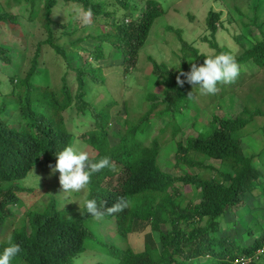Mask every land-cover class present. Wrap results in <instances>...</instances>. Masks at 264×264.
<instances>
[{
    "label": "trees",
    "instance_id": "1",
    "mask_svg": "<svg viewBox=\"0 0 264 264\" xmlns=\"http://www.w3.org/2000/svg\"><path fill=\"white\" fill-rule=\"evenodd\" d=\"M61 1L64 5L76 3L103 29L96 35L99 43L92 49L79 44L83 38L72 43L80 52H86V57L78 56L82 65L74 67L75 91L65 75L59 91L34 81L46 70L40 62L44 57L43 44H49L70 62L71 53L55 39L59 25L65 33L68 24L53 19V11ZM12 2L18 6V12H28L30 20L39 18L47 38L38 43L28 69L10 77L13 87L9 100L0 104V251L10 243L20 246L10 264H73L92 236L88 226L92 216L84 210L87 199H95L101 215L113 219L115 241L100 237L102 245L93 246L108 249L115 259L113 264H245L239 260L243 254L252 256L263 247L264 233L252 244H244L238 236L222 232L221 226L226 212H233L236 219L243 215L250 195L257 191L255 195L264 196V141L258 144V149L249 147L250 153L245 151L250 128L258 117L264 118V84L255 82L257 72L264 70V38L243 46L242 52L234 56L241 71L233 82L218 83L215 94H204L187 82L178 86L176 77L180 70H190V58L200 65L206 56L225 52L216 41L218 30L224 26L222 13L210 10L207 16L210 30L207 41L214 49L212 53L200 52L177 31L182 41L178 71L173 72L166 63L149 57L157 91L144 94L147 104H142L143 110H133V118L129 114L115 118L119 140L111 143L110 110L124 83L114 75L113 80L103 75L102 68L95 67L93 61L104 60L106 52L114 47L123 55L124 73H129L137 64L139 51L155 21L164 15L160 0H6V9L0 11V23L17 19V14L11 12ZM244 24L259 27L255 18ZM11 49L0 41V70L15 64ZM248 65L256 71L246 70ZM94 81L101 82L107 94L114 97L102 108L90 100L97 88ZM233 94L242 103L235 115L223 103L226 96ZM12 99L20 111L18 125L2 118ZM74 107L94 119V128L80 135L96 151L94 154L87 151L89 158L95 162L108 157L113 167L92 173L81 192L71 191L75 201L67 207L61 206L52 192L49 198L40 199L39 204L26 206L22 196L33 193L34 188L20 181L37 164L55 166V154L75 145L76 137L68 131L63 117V111ZM217 109L225 113H216ZM193 110L212 115L208 129L188 137L186 142L178 141L172 148L167 147L164 135L169 132L174 138L181 129L175 116ZM164 119L168 120L165 126L158 124ZM257 130L264 138V123ZM166 150L174 153V161L167 163H173L176 173L166 172L159 165V157ZM206 159L219 161V165L206 164ZM117 204L120 210L107 211ZM16 206L21 213L15 210ZM85 220L89 222L85 224ZM143 220L154 228H161L163 223L168 227L159 230V242L147 233L144 247L137 251L126 240ZM259 227V224L250 225L245 234L254 235L260 232ZM119 236L121 240L116 243ZM201 259L206 261L199 262ZM94 264L108 263L97 260Z\"/></svg>",
    "mask_w": 264,
    "mask_h": 264
},
{
    "label": "rangeland",
    "instance_id": "2",
    "mask_svg": "<svg viewBox=\"0 0 264 264\" xmlns=\"http://www.w3.org/2000/svg\"><path fill=\"white\" fill-rule=\"evenodd\" d=\"M5 4L6 0H0V11L6 9ZM160 4L164 9V15L155 21L148 39L139 51L137 64L129 73H124L122 68L123 55L118 53V50L114 47H111L109 52H106V58L102 61H93L91 57H88L90 61L96 63L95 67L102 68L103 75L110 76L111 80H113L112 76L114 75L122 82V85L124 83V86L121 87V92L115 95L117 102L110 110L112 118L109 138L111 143H116L119 140V134L116 131L119 130V124L115 118H124L128 114L130 118H133L134 114L131 116V112L133 110H143L145 107L143 108L142 104H147L144 100V94L148 91H157V79L152 76L153 63L149 57H152L159 63H166L173 72L178 71L179 56L182 55V41L179 39L177 31L180 30L183 39L196 47L200 52H214V49L207 41L210 38V30L207 28L206 20L209 11L215 10L222 13L221 20L224 22V26L218 30L216 41L225 53L235 56L242 52L243 46H249L255 40L264 38V0H160ZM15 5L12 2L11 7L13 9H11V12L17 14V19L13 22L0 23V41L8 48H12L11 56L15 62V64L8 65L0 70V104L3 101L9 100L8 95L13 87L10 77H14L16 74H23L28 69L30 58L34 56L38 43L47 38V33L41 26L39 18L33 21L30 20L29 13L18 12V6ZM254 18L257 20L259 27L244 24L250 23ZM53 19L60 24L68 23L65 33H63L62 27L59 25L58 29L55 30V39L57 43L65 46L66 50L71 53L69 55L70 62L68 63L62 54L55 52L49 44H43L42 54L44 57L40 59V62L41 67L46 70L42 71L39 77L36 76L34 81L38 85L52 87L55 91H59L62 84V76L65 75L71 88L75 91L77 81L74 67L82 65L81 57L78 56L81 55L84 58L86 57V52H80L72 43L74 40L83 38L79 41V44L92 49L99 43L96 35L101 34L103 29L98 28L97 23L92 22V17L90 15L86 16L80 6L73 2L64 5L61 1L53 11ZM89 32L94 35L90 37ZM24 47L25 50L23 49ZM51 58L53 61H50ZM192 63L199 65L198 62L190 58L189 67ZM56 65L59 66V70ZM246 70L256 71L250 65L247 66ZM164 79L168 80V78ZM255 82L256 84H264V70L257 72ZM93 84L97 88L92 92L90 100L96 107L102 108L107 102L113 101L114 97L112 98L107 94L101 82L94 81ZM14 102L16 101L10 100L9 110L2 118L7 119L8 123L18 125L21 119L20 111ZM223 103L233 115L242 108L239 97L234 94L233 96H226L223 99ZM216 113L224 114L225 112L223 113L221 109H217ZM63 117L68 131L76 137L74 146L88 151L90 154H94L96 151L92 150L86 142L80 139V135L86 132V130L94 128V119L86 117L82 112H78L75 107L63 111ZM212 118V115L208 112L194 110L177 114L175 120L181 129L174 138L170 136L169 132L164 135L167 147L171 145L172 148L175 142H186L188 137H195L199 133L206 131ZM167 122L168 120L164 119L158 124L165 126ZM263 123L264 118L258 117L255 126L250 128L249 132L251 133L246 137L248 139V147H245L247 153H250L252 149H258V144L264 141L263 136L257 130ZM249 147H252V149L249 150ZM167 153L168 150L162 152L159 157V165H163V169L166 172L176 173L177 169L173 166V163L171 165L167 163V161H174V153L170 152L166 157ZM206 164H213L217 167L219 161L206 159ZM50 166L42 163L37 164L20 181L21 184L23 183L27 187L34 188L33 193H24L22 196L26 206L39 204L40 199L47 198L50 192L59 198L60 205L63 207H67L71 201H75V197L71 191H62L59 183V172H53L54 167ZM208 170L213 173L212 170ZM78 192H81V190ZM256 193L257 191L248 197L247 204L243 208V215L239 219H236L233 212L228 211L225 213L221 226L222 232L238 236L241 239L242 233H245L244 231L248 226L259 224L260 232L250 238H246V234H244L243 241L246 243H251L256 237L264 233V196L255 195ZM78 202H80V199ZM15 210L21 213L18 206L15 207ZM253 214H258V217ZM89 221L85 220V224L89 222L88 226L91 228L92 236L86 240L88 246L84 252L75 257L73 264H94L97 260L113 264L115 259L107 251L108 249H104L103 246L101 249L93 247L102 245L100 241L103 239L111 242L115 241L113 219L99 214L98 216H94V218L91 217ZM167 227L168 225L163 223L161 224V228H154L152 224L143 220L142 224L135 228L136 232L128 235L126 241L135 250H142L147 233L150 234L152 239L158 241L159 230H166ZM100 237H103V239H100ZM120 240L121 237L119 236L116 239V243L120 242ZM124 241L122 239V242ZM254 258H257V264H264V249L257 253ZM205 261L206 259H201L199 262Z\"/></svg>",
    "mask_w": 264,
    "mask_h": 264
},
{
    "label": "clouds",
    "instance_id": "3",
    "mask_svg": "<svg viewBox=\"0 0 264 264\" xmlns=\"http://www.w3.org/2000/svg\"><path fill=\"white\" fill-rule=\"evenodd\" d=\"M90 15V13H85ZM179 69V68H177ZM241 69L232 54L220 52L212 56H206L203 64L197 65L192 63L190 70L184 72L180 70L176 77V83L178 86H183L185 82L194 88H198L204 94H215L217 91V84H228L233 82L239 75ZM184 77V79H181ZM192 93H189L191 96ZM56 155V163L53 166V172H59V183L62 187V191H80L88 185L90 176L92 173L99 171L105 167L112 168L108 157H103L95 162L89 158L87 151L77 148L75 146H66L63 150L59 151ZM51 167V166H50ZM55 181V180H54ZM84 210L94 216L101 215L98 210L95 199H87L84 201ZM120 210V205H114L107 211L109 213ZM102 216V215H101ZM245 232V231H244ZM245 233H242L244 236ZM243 236L241 242L243 241ZM253 235L246 234V238H250ZM264 249L261 247L257 252L250 256L243 254L239 260L241 263H250L251 261H257L254 256ZM20 251V246L15 243H10L7 247H4L0 251V264H10V261Z\"/></svg>",
    "mask_w": 264,
    "mask_h": 264
}]
</instances>
